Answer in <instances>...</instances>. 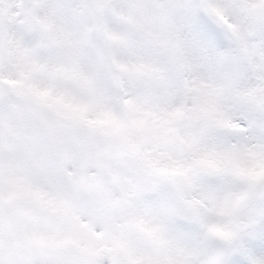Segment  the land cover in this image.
<instances>
[{
  "label": "snow or ice",
  "instance_id": "6c2138e0",
  "mask_svg": "<svg viewBox=\"0 0 264 264\" xmlns=\"http://www.w3.org/2000/svg\"><path fill=\"white\" fill-rule=\"evenodd\" d=\"M0 264H264V0H0Z\"/></svg>",
  "mask_w": 264,
  "mask_h": 264
}]
</instances>
